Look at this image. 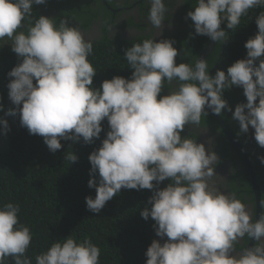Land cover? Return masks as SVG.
Masks as SVG:
<instances>
[{"label":"trees","instance_id":"16d2710c","mask_svg":"<svg viewBox=\"0 0 264 264\" xmlns=\"http://www.w3.org/2000/svg\"><path fill=\"white\" fill-rule=\"evenodd\" d=\"M28 2L33 0L0 5V264H249L255 220L240 246L224 237L232 218L228 210L208 197L186 207L179 223H169L167 234L162 233L163 210L172 203L166 200L168 183L164 188L153 179L159 151L130 155L134 137L159 130L134 113L133 90L147 84L170 89L163 83L168 73L190 84L184 99L189 103L191 97L197 111L185 118L220 129L210 113L200 111L206 99L196 79V62L212 33L201 1H183L191 16L189 31H182L187 38L169 37L164 50L154 49L147 37L111 40L109 20L102 41L85 42L73 37L74 25L89 29L96 12L89 17L92 10L79 7L83 11H75L58 31L55 21L47 27L34 20L35 7H19ZM213 2L217 8L228 7L223 0ZM10 5L14 13L6 7ZM225 12L218 13L219 39L203 74L219 115L264 185V3L233 9L226 20ZM167 55L175 65L160 64L163 70L146 83L157 60ZM248 62L253 69L245 78ZM214 70L234 78L227 85L243 93L247 110L257 108L259 117L249 121L257 126L253 137L220 109L218 102L229 99V92ZM222 137L221 157L234 163L235 154L242 159L223 132ZM251 184L246 165L231 177L232 191L250 195L254 204ZM262 200L258 233L264 236V190ZM224 239L245 253L243 261L233 260L220 246ZM259 239L253 251L255 257L260 254L258 264H264V240Z\"/></svg>","mask_w":264,"mask_h":264},{"label":"flooded vegetation","instance_id":"af4514ba","mask_svg":"<svg viewBox=\"0 0 264 264\" xmlns=\"http://www.w3.org/2000/svg\"><path fill=\"white\" fill-rule=\"evenodd\" d=\"M42 1L44 2L43 6L46 5L44 7H49L48 9L40 5ZM42 1L33 0V7L39 10L37 14L32 15L34 20L47 27H51L48 25L49 21H55V26H59V28L57 27L58 31H61L71 20V15L75 11L85 10L89 12L92 10L89 17L95 15L94 12H96L97 16L95 15L93 18L89 29L83 30L79 22L74 25L73 37L80 36L88 43L102 41L104 35H106L103 29L108 20L110 21L107 26L108 37L111 40L116 37L124 40L147 37L156 50H164L168 41H170L169 37H178L179 40L187 38V33H184V35L182 31L185 32L190 29L188 21L191 16L186 15V11L183 10L182 3L184 0ZM20 3L24 5V1ZM260 3H264V0H223V4L228 7H216V9L218 13L226 11L222 16V19L226 20L233 9L247 10ZM21 5L19 7H26V5ZM6 7H10L9 9H12L14 13L15 6ZM53 7H59V10ZM79 7H82L83 10H80ZM66 14L68 16H65ZM62 15L65 17L62 18ZM56 35H59V32ZM64 38L69 39L68 37ZM167 56L163 60H157V68L153 69L145 78L146 83H148L152 74H159L160 70H163L159 68L160 64L175 65V59L171 55ZM249 68L250 72H246L245 78L251 73L252 66ZM214 72L221 76L217 82L225 86V89L229 92L225 94V97H228L227 100L230 102L227 100H222L220 104L218 102L220 109L225 115L227 114L228 120L230 119L232 122L241 125L242 131L253 137L257 126L249 123V121L256 120L259 117L257 108L247 110L250 105L245 106L243 99H241L243 93L235 91L227 85L228 82L234 81L233 77L226 78L228 76L226 73L216 72V70ZM163 76L164 85L171 87L170 89H161L159 85L148 86V84L136 87L130 101L134 113L142 116L147 123L152 122V125L159 129L157 131L151 128L140 137H134L130 147V155L139 154L143 150L158 149L159 151L158 163L153 178L158 179L156 181L164 188L168 183L170 192L167 194L166 200L173 204H165L163 210L165 220L161 223V231L167 234L169 223L178 224L186 207L197 205L205 194L211 192V197L221 205L224 207L231 206L228 213L232 218L224 237H232L242 246L245 244L246 236L251 231V226L256 218L255 203H252L253 198L250 195L241 194V192L239 194L245 202L243 204L239 202L238 197L240 195L232 191L231 177L241 171L244 165L248 166L247 162L242 154V159L237 154L233 156L237 159L235 163L231 159L221 157L220 151L223 149L221 128L216 131L213 126H203L196 121L185 118L186 114L196 112L189 111L192 108V98L190 97L189 103L184 99L185 87H187L185 85L190 86V84L177 73H168ZM176 78H180L182 83ZM248 87L254 90V83H251ZM233 92H236L234 93L236 98L230 97V93ZM244 118L247 122H244ZM173 132L178 133V136ZM191 136H196V138L189 139ZM246 157L250 160L247 153ZM250 162L252 164L251 160ZM170 179L172 183L169 182ZM261 186L264 190V186ZM239 188H241V183ZM197 189H200V192ZM237 210H239V214L235 215ZM257 236L255 243L258 238H260V242L264 240L263 235L258 233ZM252 241L253 237L250 243ZM255 243L254 246H256ZM220 246L230 251L233 260L243 261L245 253L237 252L241 250L229 244V240L224 239ZM259 248L261 246H258L257 249L255 247L256 250ZM259 257L260 254L256 255L257 259Z\"/></svg>","mask_w":264,"mask_h":264},{"label":"water","instance_id":"95a60500","mask_svg":"<svg viewBox=\"0 0 264 264\" xmlns=\"http://www.w3.org/2000/svg\"><path fill=\"white\" fill-rule=\"evenodd\" d=\"M10 0H0V5L8 2ZM203 7L205 8V11L208 14V17L211 20V26H212V33H211V39L205 49H203L199 55V58L196 62V69H195V75L196 79L198 81V84L200 85L206 99V106L200 110L210 113V115L215 119L219 127L221 128L222 132L227 137L229 143L235 147L238 151L241 152V154L244 156L250 174H251V181H252V187H253V193L255 195V202H256V222H255V230L253 234V241L249 244L247 250L249 253V264H257V260L253 251L254 243L256 240V237L258 235L260 225L262 222L263 217V202H262V187L257 179V176L254 172V168L250 162V160L246 157V153L242 146L240 145V142L238 141L237 137L230 131L228 126L225 124L224 120L219 115L216 106H215V100L212 97V94L209 90V87L205 81L204 74H203V66L207 58L211 55L214 48L216 47L219 39V33H220V20L218 16V11L215 7V4L213 0H200ZM189 111H197L196 109L191 108ZM174 134H177L176 132H173Z\"/></svg>","mask_w":264,"mask_h":264},{"label":"clouds","instance_id":"9594fccd","mask_svg":"<svg viewBox=\"0 0 264 264\" xmlns=\"http://www.w3.org/2000/svg\"><path fill=\"white\" fill-rule=\"evenodd\" d=\"M3 5V4H2ZM41 5V4H40ZM205 9V8H204ZM219 16V15H218ZM249 63V67H250V62H248ZM251 69H253V66H252V68ZM249 75H251L250 73H249ZM252 82H254V80L252 81ZM255 87V86H254ZM135 89V88H134ZM176 136H178V133L177 134H175ZM261 158V157H260ZM253 166V165H252ZM254 168V167H253ZM264 171V170H263ZM250 172V171H249ZM254 172H255V170H254ZM256 174V173H255ZM251 175V174H250ZM154 179V178H153ZM258 179V178H257ZM259 181V180H258ZM251 183H252V181H251ZM259 183H260V181H259ZM200 185V184H199ZM252 185V184H251ZM260 185H261V183H260ZM201 186V185H200ZM264 186V185H263ZM196 187H197V184H196ZM262 187V186H261ZM197 191L198 192H200V189L198 190L197 189ZM262 192H263V190H262ZM254 194V193H253ZM255 196V195H254ZM208 198V197H207ZM202 200H204V199H202ZM201 200V201H202ZM256 201V200H255ZM262 202H263V200H262ZM226 208V207H225ZM227 209V208H226ZM255 212H256V202H255ZM255 222H256V218H255ZM262 222H263V217H262ZM261 222V223H262Z\"/></svg>","mask_w":264,"mask_h":264},{"label":"rangeland","instance_id":"374dc122","mask_svg":"<svg viewBox=\"0 0 264 264\" xmlns=\"http://www.w3.org/2000/svg\"><path fill=\"white\" fill-rule=\"evenodd\" d=\"M33 6V2H28L27 4H26V7H32ZM212 186V185H211ZM207 197H211V192L210 193H208V194H205V196L202 198V199H205V198H207ZM227 208V210L228 211H230L231 210V206L230 207H226ZM164 222V221H163Z\"/></svg>","mask_w":264,"mask_h":264},{"label":"bare ground","instance_id":"6f19581e","mask_svg":"<svg viewBox=\"0 0 264 264\" xmlns=\"http://www.w3.org/2000/svg\"><path fill=\"white\" fill-rule=\"evenodd\" d=\"M260 264V263H259Z\"/></svg>","mask_w":264,"mask_h":264}]
</instances>
